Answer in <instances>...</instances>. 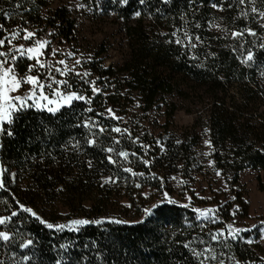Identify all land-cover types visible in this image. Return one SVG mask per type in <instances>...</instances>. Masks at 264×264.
Instances as JSON below:
<instances>
[{
	"label": "trees",
	"instance_id": "obj_1",
	"mask_svg": "<svg viewBox=\"0 0 264 264\" xmlns=\"http://www.w3.org/2000/svg\"><path fill=\"white\" fill-rule=\"evenodd\" d=\"M90 1L101 2L122 20L128 58L106 66L99 57L107 48H101L86 64L90 75L68 78L71 90L90 97V103L76 100L55 113L30 108L11 126L4 125L13 134L1 135L0 166L6 172L0 217L13 211L18 215L0 224V232L10 236L0 239V264H200L204 256L195 257L192 249L206 248L217 260L205 264L221 259L234 264L233 257L241 264H264L262 245L247 242L254 233L241 232L233 239L227 227L234 216L249 210L241 173L264 169V48L260 47L264 18L258 14L264 11V0ZM47 4L48 0H0V24L6 29L1 31L32 25L36 38L51 39L52 49L76 41V19L66 7L42 15ZM253 7L258 12L253 13ZM30 43L34 40L26 42ZM248 51L253 59L243 63ZM91 81L99 92L93 93ZM167 95L189 100L197 96L205 108L197 123L204 122L209 130L210 158L229 177L235 195L234 200L220 203L213 219H198L193 207L180 202L154 199L157 192H172L170 176L194 179V148L201 135L168 131L158 138L125 123L123 113L136 101L146 113L158 108ZM166 105L170 121L177 104ZM117 127L121 132L113 130ZM163 129L167 132L168 124ZM90 139L95 144L89 145ZM146 189L152 193L146 194ZM20 204L40 219L20 211ZM75 219L92 223L58 230L41 222L69 225ZM98 220L101 223H95ZM212 235L219 238L212 240ZM28 240L33 243L20 247Z\"/></svg>",
	"mask_w": 264,
	"mask_h": 264
},
{
	"label": "rangeland",
	"instance_id": "obj_2",
	"mask_svg": "<svg viewBox=\"0 0 264 264\" xmlns=\"http://www.w3.org/2000/svg\"><path fill=\"white\" fill-rule=\"evenodd\" d=\"M59 7H66L71 16L76 19L77 39L73 43L59 45L56 48L58 51L55 56L51 54V39H44L49 41V45L43 50V55L40 59L46 64L55 66L52 68V75L56 79L68 80V78H75L77 76L76 73H80V77L82 78L84 76L83 74L87 72L86 64L96 52L104 47L107 48V51L99 58L106 66L111 64L120 65L128 58L129 42L125 27L122 24V20L120 18L118 19L117 14L113 13L110 8L106 10L101 2L93 3L90 0H48V4L43 7L42 15L48 17ZM18 28L15 25L12 31L8 33L0 30V38H11L10 33L17 31ZM24 28L36 33L32 25L19 29ZM4 30H6L5 27ZM23 35L24 33L21 31L19 37L12 39V45H9L6 39L5 45L0 47V51H8L9 48H13V51H16L21 44L25 45V47L30 46L32 43L26 44L28 41L22 38ZM70 52L74 53V55L69 56L68 53ZM77 59L81 61L79 64H75ZM59 60H65L66 65L56 63ZM34 62V60L30 61L26 57L20 58L18 61L19 71H23L22 67L24 65ZM73 65H75V68H73ZM55 68H66L71 71H66V75L61 76L59 72L55 71ZM37 71L40 73L42 81L47 78L48 73L46 69L37 68L32 74H37ZM88 75L90 74L88 73ZM30 87V85H24L21 94L27 92ZM15 94L17 93H13V95ZM196 97H192L189 100L179 98L176 95H167L165 101L159 103L158 108H153L146 113L142 111L139 102L136 101V104L127 113H123V117L125 123L130 128L135 129L136 132L148 130L158 138L161 134L166 136L170 132L182 135L184 132L194 131L201 135L199 144L194 148V157L196 160L192 171L194 179H182L176 175H172L170 179L173 187L169 188L172 192H157V196L154 199L158 200L160 197L168 201L171 199L183 205L191 206L194 210L197 208L214 209V214L209 213L207 216H200L196 212L198 219L207 220L215 218L216 212L221 204L234 200L235 195L231 189L229 177L222 175L215 168L214 163H210L213 162L210 158L211 145L205 143V141H209V130H207L203 122L205 121L204 119L202 120L203 123H197L199 114H204L205 108L201 106L200 101ZM74 101L76 100L74 99L72 103ZM168 102H175L177 104V110L172 115L170 121L168 116L165 115L167 109L166 104ZM167 124L169 129L166 132L163 126ZM168 131L170 132L168 133ZM217 172L220 174L218 175ZM240 184L241 189L245 192L244 198L249 204V210L247 215L234 216L232 218V224L235 227L246 228L249 229L248 231H252L254 234L250 240L252 242H259L264 248V224H261L264 221V169L258 172L252 169L243 170L240 176ZM233 189L240 191L238 186H234ZM145 192L146 194L152 193L148 189ZM164 193H168L167 198L164 197ZM200 199L204 201L201 205L198 204ZM234 207H239V204L235 203ZM257 235H259L258 238H256Z\"/></svg>",
	"mask_w": 264,
	"mask_h": 264
},
{
	"label": "snow or ice",
	"instance_id": "obj_3",
	"mask_svg": "<svg viewBox=\"0 0 264 264\" xmlns=\"http://www.w3.org/2000/svg\"><path fill=\"white\" fill-rule=\"evenodd\" d=\"M123 3H127V0H122ZM140 3L143 4L144 0H140ZM240 3H244V0H240ZM216 5H213L215 7ZM19 7V5H17ZM82 7V5H80ZM252 12L256 13L258 10L253 7ZM259 17L264 18V11H261L258 13ZM3 15L5 17L9 16L8 12H3ZM136 16L140 15V12L137 11L135 13ZM264 26V25H262ZM0 30H4V26L0 24ZM21 31L24 33L23 39L26 41L34 40V43H32L30 46L25 47V45L21 44L19 45V48L16 51H13V48H9L8 51H0V135L7 134L8 136H11L13 133L11 132L10 128L6 129L4 127L5 124H8L11 126L14 122V119L18 118L19 114L23 113L27 109L35 108V109H45L48 112L55 113L57 112L61 107L64 106H70L72 101L75 100H85L88 99L89 103L91 102V98H86L83 95H80L76 91H72V85L69 83L67 79H56L52 75V68L55 67L54 65L46 64L45 62H42L40 57L43 55V50L49 45L48 40H42L39 38H36V33L33 31H29L27 28L19 29L17 31H13L10 33V37L0 38V47H3L5 45V40L7 39V43L9 45H12V39H15L20 36ZM250 35H255V32L252 31V29H246ZM51 34V33H50ZM175 35V33H173ZM233 36H243V32H233ZM185 37L189 40H191V37H188L187 33H185ZM197 40H199V37H196ZM177 43H180L179 40L176 41ZM15 47V46H13ZM195 47V45H193ZM261 48H264V44L260 45ZM57 49H52V56H55L57 53ZM69 56L74 55V53H68ZM214 55V54H213ZM26 57L28 60L32 61L34 60V63H29L26 68L23 71H19V59ZM253 59V52L248 51L247 56L242 61L243 63H248ZM81 61L79 59L76 60L75 64H79ZM56 63L59 65H66L65 60H59ZM37 68L40 69H46L47 70V78L45 80H41L40 73L37 71V74H32L33 71ZM73 68H75V65H73ZM56 72H59L61 76L66 75V71H71L62 69V68H55ZM77 76L81 75L80 73H76ZM84 76H87L88 73L85 72L83 74ZM92 85V91L93 93H97L100 91V89L95 87V82H90ZM24 85H30L31 87L28 89L27 92H24L21 94V90ZM55 85V87H54ZM47 90V91H46ZM13 93H17L13 95ZM91 111V109H89ZM109 113H112V109H107ZM118 119V118H117ZM85 126H87V123H85ZM101 132L104 131L103 128L99 129ZM115 132H121V129L119 127L113 129ZM125 132H127V129H124ZM89 145L95 144L94 139H90L87 141ZM179 143V141L177 142ZM206 144L211 145V141H205ZM108 152H112L113 149L109 148L107 149ZM208 154V153H206ZM120 156L127 157V152H120ZM109 161L112 163H115V161H112L111 156L108 157ZM145 164L149 163L148 161H144ZM214 163V162H210ZM89 167H91V162H89ZM126 171L131 172V169H126ZM6 172V169L0 166V188H3L4 185V174ZM219 175L220 173L217 172ZM142 175V174H141ZM11 176L14 178L15 174L12 173ZM111 177L107 178L108 182L111 181ZM164 197H168V193H164ZM190 199V198H189ZM163 202V201H161ZM170 203H175L174 200L169 199ZM19 210L23 212L31 213L32 216L36 217L37 219H40V217L37 215L35 211H33L31 208L26 207L23 204L19 205ZM149 209H145V212H149ZM197 213L200 214V216H207L209 213L214 214V209H195ZM18 215V211H13L11 215L0 217V224H4L7 221H10L14 216ZM235 215V213H233ZM42 223H45L48 228H56L58 230H62L65 227L68 226H80V225H87L89 223H92V221H89L87 219H75L69 222V225H63V224H52L48 223L47 221H41ZM115 222H123V221H115ZM95 223H101V221H95ZM261 224H264V221L261 222ZM228 236H231L233 239H236L241 232L248 231L249 229L246 228H240L235 227L233 224H229L228 226ZM255 227V225H253ZM76 230H79L77 227ZM222 234V233H221ZM10 236L7 232H0V239L7 241L9 240ZM219 238L218 235H212V240H217ZM248 243H252L251 240L247 241ZM33 243L32 240H28L26 243H22L20 247H27L28 245H31ZM188 245H185L187 247ZM227 246V245H226ZM192 254L199 258L201 256H204V259L200 260V264H205V261L207 260H217V256L214 253V251L211 248H206L203 251H196L195 249H192ZM25 260L28 259V257H24ZM234 261V264H241L239 260H236L235 257L232 258ZM264 259V258H262ZM59 264V262H57ZM218 264H224V260H219Z\"/></svg>",
	"mask_w": 264,
	"mask_h": 264
}]
</instances>
